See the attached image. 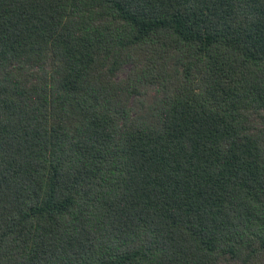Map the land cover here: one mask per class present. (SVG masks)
<instances>
[{
    "label": "trees",
    "instance_id": "trees-1",
    "mask_svg": "<svg viewBox=\"0 0 264 264\" xmlns=\"http://www.w3.org/2000/svg\"><path fill=\"white\" fill-rule=\"evenodd\" d=\"M0 264H264V0H0Z\"/></svg>",
    "mask_w": 264,
    "mask_h": 264
},
{
    "label": "rangeland",
    "instance_id": "rangeland-1",
    "mask_svg": "<svg viewBox=\"0 0 264 264\" xmlns=\"http://www.w3.org/2000/svg\"><path fill=\"white\" fill-rule=\"evenodd\" d=\"M130 69V65L128 63H124L120 70L116 73V78H124L127 74V72Z\"/></svg>",
    "mask_w": 264,
    "mask_h": 264
}]
</instances>
